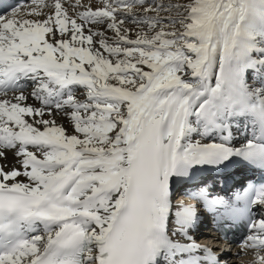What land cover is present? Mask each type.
Here are the masks:
<instances>
[{"label":"snow or ice","instance_id":"snow-or-ice-1","mask_svg":"<svg viewBox=\"0 0 264 264\" xmlns=\"http://www.w3.org/2000/svg\"><path fill=\"white\" fill-rule=\"evenodd\" d=\"M201 213L264 264V0L0 3V264H221Z\"/></svg>","mask_w":264,"mask_h":264},{"label":"bare ground","instance_id":"bare-ground-1","mask_svg":"<svg viewBox=\"0 0 264 264\" xmlns=\"http://www.w3.org/2000/svg\"><path fill=\"white\" fill-rule=\"evenodd\" d=\"M8 163H12V157L11 154H9V160ZM248 176V171H243L240 173V175H237L234 180L237 183L243 182V177ZM217 176L213 175V178ZM234 181L229 180L227 182V189L233 185ZM201 220H204V217L201 218ZM200 220V221H201ZM195 239L199 240V242H210L212 246H216L217 243L215 241V235L209 233L207 230H197L195 231ZM239 252V246L234 247L233 253L228 255L226 258L228 259V264H247V262L251 259L250 255H240L239 257L236 255ZM225 258V257H224Z\"/></svg>","mask_w":264,"mask_h":264}]
</instances>
